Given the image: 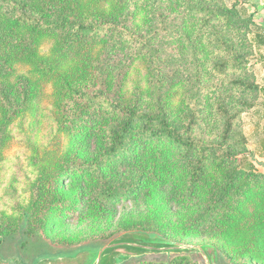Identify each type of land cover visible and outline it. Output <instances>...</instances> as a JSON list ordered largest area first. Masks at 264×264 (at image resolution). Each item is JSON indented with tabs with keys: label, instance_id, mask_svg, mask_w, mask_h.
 <instances>
[{
	"label": "trees",
	"instance_id": "16d2710c",
	"mask_svg": "<svg viewBox=\"0 0 264 264\" xmlns=\"http://www.w3.org/2000/svg\"><path fill=\"white\" fill-rule=\"evenodd\" d=\"M196 1L0 0V185L4 154L12 140L10 126L19 113L28 112L30 105L41 100V91L47 86L52 88L58 126L66 135V145L93 135L100 139L92 161L65 165L59 162L64 166L61 168L50 157L40 167L36 196L27 207L31 234H43L53 218L72 217L79 208L78 196L59 189L60 183L73 173L74 178L95 185L92 204L108 208L131 200L144 179L158 182L175 174L180 183L173 197L184 202L196 190L205 191L212 169L219 173L218 178L205 192L203 213L194 221L222 233L254 229L249 239L245 238L244 252L256 247L261 255L264 212L250 225L247 222L251 215L245 206L257 195L253 190L264 175L256 173L252 165H245L236 147H247L239 121L243 109H251L254 104L240 101L239 108L232 109L231 92H222L228 87L245 94L264 91L254 80L242 76L251 55L249 36L260 37L259 29L255 27L254 15L244 7L238 8L240 0L231 6L224 0ZM141 5L170 10L182 6L197 32L194 40L183 51H176L177 46L170 48L164 42L172 30L148 27V34L143 33L133 20ZM104 42L106 48L101 50L98 61L85 56L82 63L73 64L87 48ZM47 44L49 53H42ZM112 47L147 61L151 70L147 91L138 88L131 96L108 92L104 74L113 58ZM181 54L192 70L178 68L180 62L184 63ZM169 60L173 61L172 66L166 64ZM89 67L96 72L90 74ZM172 67L175 68L170 78L165 70ZM19 68L28 72L19 73ZM231 71L240 73V77L229 83H206L210 73L224 77ZM183 76L188 88L183 90L180 110L175 112L173 101L178 95L169 82H177ZM209 114L213 119L211 126L217 127L213 134ZM115 163L144 167L137 178L116 182L106 177V171ZM17 222L0 216V237L16 230ZM140 229L146 231L144 227ZM227 259L230 264L234 262L233 258L219 256V263ZM136 264L204 263L178 255L169 261L143 260Z\"/></svg>",
	"mask_w": 264,
	"mask_h": 264
},
{
	"label": "rangeland",
	"instance_id": "374dc122",
	"mask_svg": "<svg viewBox=\"0 0 264 264\" xmlns=\"http://www.w3.org/2000/svg\"><path fill=\"white\" fill-rule=\"evenodd\" d=\"M224 1L231 6L235 0ZM240 2L239 9L244 7L249 14L254 15L253 21L259 33L261 31L259 25L262 26L261 21L264 16L261 12L264 8V0H240ZM142 6L144 5L135 11L136 17L133 20H135L134 24H138L139 28L143 29V33L148 34L146 32L148 27L157 29L161 26L160 28L172 30L171 34L165 35L164 42L165 46L170 48L177 46L176 51H183L194 40L197 32L192 26V20L183 12L182 6L174 10L162 6ZM249 40L251 55L247 70L244 71L246 74L242 76L249 81L254 80L264 89V72L261 69V62L264 66V48L259 46V40L255 36L250 35ZM105 48V42L96 43L81 53L73 64L82 63L85 56L98 61L101 50ZM41 50L42 53H49L50 45L43 46ZM111 54L113 58L109 68L107 71L104 70L106 71L105 88L108 92L119 96L125 94L131 96L138 88L147 91L151 82V70L147 67V61L132 56L125 49L118 50L112 47ZM181 57L184 58V54H181ZM207 57L210 59V53ZM183 60L184 63L180 62L178 68L182 71L192 70L189 61L185 58ZM166 64L172 66L173 61L169 60ZM174 68L165 70L168 77H172ZM18 71L25 74L28 69L19 68ZM95 72L94 68L89 67L90 74ZM210 77L206 82L208 84H219L220 81L229 83L233 78L240 77V73L231 71L224 77L210 73ZM178 80L169 82L173 85L172 90L178 95L173 101L175 112L177 109L180 110L179 98L181 99L183 90L188 88L185 76ZM222 92L224 95H229L231 92L229 106L232 109H238L237 105L240 101L254 104L251 109H243L239 121L240 128L248 140L247 147L243 148L241 145L236 147L243 163L252 165L256 173L264 175V91L245 94L228 87L223 88ZM41 93L43 94L41 100L30 105L31 110L28 112L19 113L10 126L12 140L5 151V160L2 164L0 216L17 220L19 226L11 233L0 237L1 264H94L102 248L132 234L145 236L144 240L152 244L210 247L209 251L215 253L211 259L212 264H221L219 256L222 259L224 256L233 258L234 262L231 264H264V245L262 248L258 246L262 251L261 255L258 254L256 247L244 252L246 239H249L251 230L254 229L248 232L247 228H244L243 232L234 229L222 233L218 228L209 229L194 221L203 213L206 202L205 192L214 184L213 179L218 178L219 173L212 169L209 173L211 182L205 184V191L196 190L184 202H178L173 197L180 183L179 177L175 174L158 182L144 179L139 192L131 200L108 208L92 204L90 197L95 185L74 178L75 173H73L60 183L59 189L69 195L78 196L79 208L72 217L63 215L53 218L43 234H31L27 227L29 216L27 207L36 196L35 186L40 167L45 165L50 157L53 163L61 168L65 164L82 162V160L92 161L100 147V139L96 135L84 141L71 140L69 145H66L68 141L66 135L58 126L55 102L51 97L52 88L47 86ZM213 95L208 93V96ZM208 119L210 128L213 123L210 114ZM210 130L212 133L217 127L212 125ZM59 162H63V165ZM143 167L115 163L106 171V177L116 182H129L140 175ZM262 180L253 190L257 195H254L245 206L251 215L247 222L250 225L254 221L257 222L260 219L258 217L264 212V178ZM141 227L146 228V231H142ZM131 229L136 230L130 231ZM178 255H188L207 264L206 259L199 252L144 253L131 257L117 256L115 259L117 264H136L143 260L169 261ZM223 264L230 262L227 259Z\"/></svg>",
	"mask_w": 264,
	"mask_h": 264
},
{
	"label": "water",
	"instance_id": "95a60500",
	"mask_svg": "<svg viewBox=\"0 0 264 264\" xmlns=\"http://www.w3.org/2000/svg\"><path fill=\"white\" fill-rule=\"evenodd\" d=\"M141 239V240H140ZM146 239L145 236L140 235H126L111 244L102 248L95 260L94 264H117L116 257L124 256L131 257L144 253H190L199 252L207 261V264H212L211 259L215 256L210 247L203 246H166L162 244H152Z\"/></svg>",
	"mask_w": 264,
	"mask_h": 264
},
{
	"label": "crops",
	"instance_id": "0c3cea01",
	"mask_svg": "<svg viewBox=\"0 0 264 264\" xmlns=\"http://www.w3.org/2000/svg\"><path fill=\"white\" fill-rule=\"evenodd\" d=\"M263 6H264V4H263ZM262 6V7H263ZM261 7V8H262ZM259 9V8H258ZM261 12H262V14H264V8L261 10ZM259 25V24H258ZM261 25L262 26H260L259 25V27H260V32L258 33L259 34V36L260 37H258V38H256L257 40H259V46L260 47H262V48H264V16H263V21H261ZM263 33V34H262ZM263 64H262V62H261V69H262V71L264 72V69H263Z\"/></svg>",
	"mask_w": 264,
	"mask_h": 264
}]
</instances>
